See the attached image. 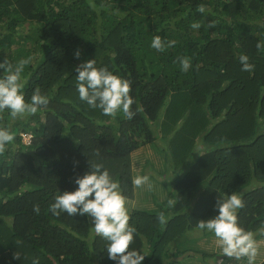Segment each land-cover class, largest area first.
Masks as SVG:
<instances>
[{
  "label": "trees",
  "instance_id": "obj_1",
  "mask_svg": "<svg viewBox=\"0 0 264 264\" xmlns=\"http://www.w3.org/2000/svg\"><path fill=\"white\" fill-rule=\"evenodd\" d=\"M157 35L175 46L151 48ZM258 42L264 0H0V61L31 57L25 100L35 89L49 99L35 115L0 112V127L15 134V147L0 154V264H115L87 215L49 211L56 195L75 190L89 161L109 170L131 206L152 196L130 210L137 231L129 250L145 254L141 264H229L214 234L196 224L233 191L244 202L240 225L255 232L264 224ZM241 55L251 72L241 70ZM180 57L191 59L187 72ZM92 59L131 82L133 119L103 115L78 98L75 68ZM137 175L149 183L136 187ZM255 264H264V251Z\"/></svg>",
  "mask_w": 264,
  "mask_h": 264
},
{
  "label": "clouds",
  "instance_id": "obj_2",
  "mask_svg": "<svg viewBox=\"0 0 264 264\" xmlns=\"http://www.w3.org/2000/svg\"><path fill=\"white\" fill-rule=\"evenodd\" d=\"M204 12V6L198 9ZM200 24L193 22L191 27L199 29ZM214 22L209 24L213 27ZM175 40H165L159 35L153 36L150 47L158 52L175 46ZM264 47L258 42L257 48ZM80 51L75 53L80 57ZM242 71L251 72L254 65L249 63L247 55L240 56ZM31 57L11 62L7 58L0 61V112L7 110L8 115L15 120L25 115H35L41 106L49 103L47 96L35 89L26 102L23 71L30 64ZM179 64L182 71L187 72L192 67L191 59L180 57ZM77 75L76 91L78 98L89 108L100 110L103 115L115 117L118 113L131 120L136 113L132 111L134 98L131 93V82L110 71L106 66L97 67L96 60H88L75 68ZM12 145L15 147V134L8 127H0V154ZM97 156L99 153H96ZM78 163V162H77ZM132 183L136 187L149 183L148 175H137ZM76 186L73 191H64L53 198L49 211L54 216L67 213L68 216H81L90 219L93 233L106 241L108 259L115 264H141L145 254L136 249H130L136 234V228L130 224V214L126 207L127 197L120 190V184L113 178L109 170L102 163L89 161V170L83 175H76L73 179ZM173 201L169 200V204ZM244 207L242 194L236 191L224 194L215 204V215L200 219L196 228L200 231L213 233L216 244L223 256L240 261L246 259L247 264H255L258 247L256 235L264 236V224L256 231L246 230L238 222V210ZM33 210L39 213L38 205ZM161 223L165 222L163 214L159 216ZM15 259H19L16 253ZM33 264H38L34 261Z\"/></svg>",
  "mask_w": 264,
  "mask_h": 264
},
{
  "label": "rangeland",
  "instance_id": "obj_3",
  "mask_svg": "<svg viewBox=\"0 0 264 264\" xmlns=\"http://www.w3.org/2000/svg\"><path fill=\"white\" fill-rule=\"evenodd\" d=\"M22 139H23V141L25 142V143H28V141H29V139H30V137L28 136V135H23V137H22ZM156 160H157V158H156ZM153 162L155 163L156 161L155 160H153ZM134 165H137L136 163H133ZM164 177L163 176H161V180L163 179ZM161 192V191H160ZM136 196H138V195H136ZM135 196V197H136ZM151 198H152V196L151 195H149V194H146V195H144L140 200L141 201H139V197H137L135 200H133V202H132V206H131V204H130V202L127 200V203H126V207L128 208V211H129V214H130V210L132 209V208H135V209H141V208H144V206H146L147 204H145L147 201L149 202V201H151ZM149 205H151L152 206V204H150L149 203ZM256 240H257V247H258V255L259 254H261L263 251H264V236L263 237H261V238H256ZM202 242V241H201ZM203 243V242H202ZM201 244V243H200ZM257 255V256H258ZM227 262H229V264H247V261H246V259H243V260H240V261H235V262H233V259H230V258H227Z\"/></svg>",
  "mask_w": 264,
  "mask_h": 264
}]
</instances>
